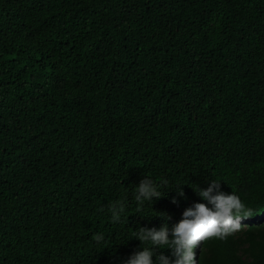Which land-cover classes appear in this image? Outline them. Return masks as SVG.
Returning a JSON list of instances; mask_svg holds the SVG:
<instances>
[{"label":"trees","instance_id":"trees-1","mask_svg":"<svg viewBox=\"0 0 264 264\" xmlns=\"http://www.w3.org/2000/svg\"><path fill=\"white\" fill-rule=\"evenodd\" d=\"M209 185L244 207L191 264H264V0H0V264L171 258L141 229Z\"/></svg>","mask_w":264,"mask_h":264},{"label":"clouds","instance_id":"clouds-1","mask_svg":"<svg viewBox=\"0 0 264 264\" xmlns=\"http://www.w3.org/2000/svg\"><path fill=\"white\" fill-rule=\"evenodd\" d=\"M170 197L173 204L176 197H183L181 188ZM200 196L207 203L194 202L186 207L175 224L160 227L142 228L139 239L150 242L154 246L168 245L171 249V258L161 253L154 262L153 250L149 247L138 248L132 251L123 264H191L192 248L196 242L204 237L231 232L238 224L233 223V215L243 209V204L232 194L216 192L212 185L200 191ZM162 197L150 179H140L136 185L135 198L138 202L153 200ZM118 214V207L114 206L113 216Z\"/></svg>","mask_w":264,"mask_h":264}]
</instances>
